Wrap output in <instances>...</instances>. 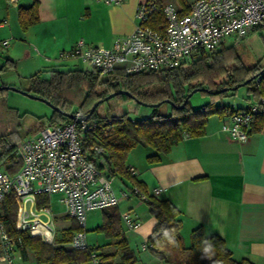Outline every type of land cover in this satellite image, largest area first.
Instances as JSON below:
<instances>
[{
  "label": "crops",
  "instance_id": "0c3cea01",
  "mask_svg": "<svg viewBox=\"0 0 264 264\" xmlns=\"http://www.w3.org/2000/svg\"><path fill=\"white\" fill-rule=\"evenodd\" d=\"M33 1L0 0V68L6 58L12 63L0 76H13L12 81L2 84L13 85L15 79L38 71L76 69L75 58L59 60V54L70 50L78 39L86 45L110 46L115 38L134 30L137 6L145 0H123L120 4L36 0L38 21L23 30L17 19L18 7L29 6ZM158 1L184 8L181 0ZM184 1L190 5L193 0ZM252 100L246 92L242 96L229 94L221 102L231 109H241ZM228 117L211 115L202 135H184L158 161L147 160L153 153L150 147L137 145L125 163L135 170L134 177L143 183L147 194L166 199L178 209L185 246L190 244L191 231L200 226L206 235L221 237L234 259L264 264V123L259 131H251L250 126L247 139L238 141L221 130ZM114 178L118 179L115 185ZM114 178L112 187L120 198L114 207L119 228L136 256L134 264H164L149 248L147 237L155 218L144 199L132 191L136 185L125 178ZM124 192L127 196H123ZM126 214L139 225L127 228ZM102 224V209L87 212V244L99 254H112L110 264H119L121 251L115 240L95 230ZM90 229L96 237L89 236L86 231ZM19 252L21 259L16 264H40L33 254L29 256L28 249L20 248ZM78 264L93 263L87 260Z\"/></svg>",
  "mask_w": 264,
  "mask_h": 264
},
{
  "label": "trees",
  "instance_id": "16d2710c",
  "mask_svg": "<svg viewBox=\"0 0 264 264\" xmlns=\"http://www.w3.org/2000/svg\"><path fill=\"white\" fill-rule=\"evenodd\" d=\"M184 12L189 5L181 0ZM156 20L163 22V16L158 10ZM17 19L20 27L26 30L38 21V2L34 0L29 6H19ZM153 24V23H152ZM12 66L6 58L0 72L7 71ZM47 74V75H46ZM246 84V92L253 99L264 98V67H247L241 63L234 45L222 46L212 52H200L195 57L181 63L172 69L125 74L121 70L100 75L94 69L70 70L50 69L38 71L27 76L28 85L25 90L44 97L56 105L60 110L71 112L77 103L83 114H87L94 102L107 94L126 90L133 97L118 94L113 98L118 104L134 103V111L141 105L139 101L156 103L169 99L166 112L154 109L147 117L131 118L123 112L119 115H99L96 110L90 119H98L96 128L82 133L83 150L88 159L98 170L110 177H120L135 184L140 193L146 197L149 212L155 218L150 235L147 237L149 248L164 264H253L247 259L236 260L232 252L226 247L224 240L218 235H206L199 226L190 233V244L185 246L180 235L181 222L179 211L166 199H159L147 194L142 182L135 179L126 165V158L130 150L137 145L150 147L153 153L147 157L150 162L158 161L168 153L171 146L182 140L184 135L200 136L204 133L205 124L213 114L232 115L239 109H231L221 101L233 92L223 91L213 93L221 86H234L253 77ZM46 75V76H45ZM223 78L222 82L218 80ZM222 83V85H219ZM195 87H205L209 91H201L210 95L208 102L198 108H192L189 102L183 108L179 105L186 94ZM76 89L83 95L77 101L69 98ZM5 90H0V93ZM220 101L219 103H216ZM164 103V102H163ZM168 104V103H167ZM5 117L0 121V167L9 173L20 168V163L12 161L15 145L25 134L41 129L45 124L35 122L27 129L23 128V114L14 108L4 105ZM40 118V117H39ZM110 119V124L104 123ZM51 123H62L68 120L62 113L52 110L47 119ZM264 123V103L251 120V131H259ZM108 125H111L109 127ZM108 126V127H107ZM96 146V149L93 147ZM48 202L47 195H39L38 204ZM103 224L95 230L115 240L121 251L119 264H134L136 256L128 247L126 238L119 228V218L114 206L102 209ZM0 218L9 236L20 237L21 249H30L41 264H78L91 260V252L96 249H75L68 245L71 234L78 229L72 220L69 228L62 230V236L57 235L54 244H46L39 237L31 236L26 231H19L16 227V204L13 194H9L0 208ZM211 244L212 250L204 252ZM99 264H110L112 254H99Z\"/></svg>",
  "mask_w": 264,
  "mask_h": 264
},
{
  "label": "built area",
  "instance_id": "2783aa9c",
  "mask_svg": "<svg viewBox=\"0 0 264 264\" xmlns=\"http://www.w3.org/2000/svg\"><path fill=\"white\" fill-rule=\"evenodd\" d=\"M95 1L104 4L123 2ZM158 10L163 22L154 16ZM135 17L134 30L115 38L110 46L86 45L78 39L70 50L59 54V60L77 58L100 75L115 70L134 74L172 69L200 52L215 51L227 42L235 46L250 32L264 29V0H193L187 12L173 3L145 0L137 6ZM262 103V97L253 99L230 115L222 123L221 130L235 140H246L252 117ZM71 113L75 118L85 115L79 108ZM97 121L90 118L80 122L75 119L62 123L48 121L16 143L12 161L20 163V168L9 173L0 167V208L4 199L13 194L19 231L39 237L46 244H54L57 228L50 196L59 193L64 212L78 227L71 234L68 245L75 249L89 248L85 237L87 212L117 206L120 199L113 190L112 178L102 174L83 150L80 137L96 128ZM110 121L104 123L110 124ZM129 171L136 174L132 167ZM132 191L145 199L136 186ZM39 195H47L48 202L38 204ZM123 196H127L125 192ZM124 222L127 228L139 225V221H133L128 214L124 216ZM21 246V238L9 236L0 218V262L16 264L21 259ZM91 262L100 263L96 251L91 252Z\"/></svg>",
  "mask_w": 264,
  "mask_h": 264
},
{
  "label": "rangeland",
  "instance_id": "374dc122",
  "mask_svg": "<svg viewBox=\"0 0 264 264\" xmlns=\"http://www.w3.org/2000/svg\"><path fill=\"white\" fill-rule=\"evenodd\" d=\"M230 42L226 43V46H230ZM235 49L240 57L241 63L244 66L251 67V66H262L264 67V29L257 28L256 30L250 32L243 40H241L237 45H235ZM75 58L74 63L76 64V68L82 70H91L92 68L83 63L81 60H76ZM12 75V74H11ZM10 74H2L0 76V85L2 82L7 83V81H12L13 76ZM47 75V74H46ZM45 75V76H46ZM27 76L19 77L18 80L15 79L13 81V86L18 87L20 89H26L28 85ZM223 78H220L218 81L222 82ZM8 81V82H9ZM223 83V82H222ZM220 83L219 85H222ZM226 86H221V88ZM219 88V89H221ZM82 90V95H83ZM235 94L240 96L245 95L246 93V85L238 87L236 90L231 91ZM80 91L76 89L75 93L69 95V98L75 101L78 100L79 97L82 96ZM210 99V95L203 92H195L189 98L188 102L192 108H198L202 104L208 102ZM4 105L14 108L18 113L23 114V128L27 129L29 126L34 124L35 122H43L46 124L48 122V117L52 113V108L47 105L45 102L40 101L38 99L31 98L26 96L22 93L13 91V90H5L0 93V121L3 120L5 117V108ZM134 103L128 102L126 104H118L114 98H110L106 101L100 103L96 108V113L99 115H106V114H116L119 115L123 112L127 113V115L131 118H144L147 117L154 109H157L159 112H166L169 109V104L162 103L158 107H150L145 105H140L136 111H134ZM79 108L78 104L76 103L73 109ZM72 109V110H73ZM40 117V118H39ZM39 130V129H38ZM38 130H35L38 131ZM33 132V133H35ZM32 133L23 135L18 141L22 140L23 137L29 136ZM114 185L118 182L117 178L113 179ZM61 194L54 193L50 196V205L53 209L54 214L57 218L56 228L58 231V236H62V230L65 228H69L72 224V219L66 215L64 212L61 204L59 203V198ZM89 233L90 237H96L95 232L90 230L86 231ZM29 256L34 255L32 250L28 249ZM3 264V263H0ZM41 264V263H40Z\"/></svg>",
  "mask_w": 264,
  "mask_h": 264
},
{
  "label": "water",
  "instance_id": "95a60500",
  "mask_svg": "<svg viewBox=\"0 0 264 264\" xmlns=\"http://www.w3.org/2000/svg\"><path fill=\"white\" fill-rule=\"evenodd\" d=\"M258 74L254 75L253 77H250L248 79H246L245 81L241 82V83H238L234 86H226V87H223L221 89H217V90H214L213 93H220V92H223V91H234L236 90L238 87L240 86H243V85H246L252 78L256 77ZM0 90H13V91H16V92H19V93H22L26 96H29L31 98H34V99H38L40 101H43L45 102L47 105H49L52 110L54 111H58L60 113H62L63 116H65L66 118L68 119H75L77 122H80L81 120H86L88 118H90V116L92 115V113L96 110L97 106L102 103L103 101H106L110 98H113L114 96L118 95V94H122V95H127L129 97H133L130 92L126 91V90H117V91H113L109 94H107L106 96L100 98L99 100H97L96 102L93 103V105L91 106L89 112L87 114H85L84 116L82 117H79V118H75L74 114H72L71 112H65V111H62L60 110V108H58L56 105H54L53 103H51L48 99L44 98V97H41V96H38V95H35V94H32L30 92H28L27 90H24V89H20L18 87H15L13 85H10V84H2L0 85ZM201 91H209V89L205 88V87H195L193 88L191 91H189L183 102L179 105V108H183L186 103L188 102L189 98L192 96L193 93L195 92H201ZM168 103L169 105H173V102L169 99H165L163 101H159V102H156V103H146V102H143V101H139V103L141 105H145V106H150V107H158L160 104L162 103Z\"/></svg>",
  "mask_w": 264,
  "mask_h": 264
},
{
  "label": "clouds",
  "instance_id": "9594fccd",
  "mask_svg": "<svg viewBox=\"0 0 264 264\" xmlns=\"http://www.w3.org/2000/svg\"><path fill=\"white\" fill-rule=\"evenodd\" d=\"M211 250H212V246H211V244H208V246L205 247L204 252H205V253H208V252H210Z\"/></svg>",
  "mask_w": 264,
  "mask_h": 264
}]
</instances>
